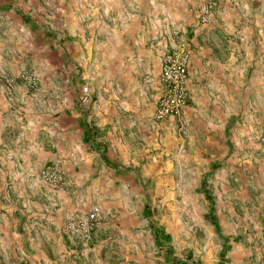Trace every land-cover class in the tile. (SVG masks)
Listing matches in <instances>:
<instances>
[{"label": "crops", "instance_id": "0c3cea01", "mask_svg": "<svg viewBox=\"0 0 264 264\" xmlns=\"http://www.w3.org/2000/svg\"><path fill=\"white\" fill-rule=\"evenodd\" d=\"M202 1L0 0V68L13 76L33 73L35 59L46 69L50 89L64 68L70 36L81 37L79 45L86 34L111 36L98 43L100 74L84 82L91 85L90 103L79 104L69 88L62 100L53 92L46 112L36 115L33 89L20 80L13 89L0 86V264H34L33 253L25 250L28 241L33 247L34 226L50 235L68 211L95 205L101 217L96 227L106 229L108 215L133 226L135 205L143 211L139 184L144 175L149 179L133 167L162 161L173 151L180 179L187 143L198 162L221 164L220 175L211 168L212 177L235 175L241 186L250 179L264 187V13L248 28L238 24L240 13L232 22L233 13L221 11L219 3L201 24ZM252 1L264 4L241 0ZM177 49L190 54L188 100L179 118L156 124L160 60ZM45 163L61 168L60 186L38 177ZM18 180L26 186L19 188ZM260 198L264 204V194ZM261 206L254 221L264 227ZM217 207H209L216 220ZM228 215L240 219L233 207Z\"/></svg>", "mask_w": 264, "mask_h": 264}, {"label": "rangeland", "instance_id": "374dc122", "mask_svg": "<svg viewBox=\"0 0 264 264\" xmlns=\"http://www.w3.org/2000/svg\"><path fill=\"white\" fill-rule=\"evenodd\" d=\"M219 3L221 11L233 13L232 22L237 18L236 13H240L238 24L248 28L254 29L255 16L264 13V4H256L254 1L243 3L241 0H216L215 9ZM106 24L109 25V22L106 21ZM255 31L253 30V34ZM78 38L81 39L77 36L69 37L70 46L63 54L64 68L57 72L56 89L49 88V80L43 73L46 69H40L35 59L33 73L25 71L13 76L0 68L14 79L12 88L0 86L13 89L20 80L30 90L33 89V110L36 115L46 112V99L51 98L53 92L59 94L56 100H62L69 88L73 89L79 104L92 102L91 85L84 82L91 81L100 74L104 58L103 48L98 43L107 42L111 36L100 34L93 37L86 34L83 37L85 44L80 45L77 44ZM91 40L97 42L93 44ZM118 44L123 46L120 42ZM22 74L33 75V87L21 78ZM84 86L89 89L85 95L82 94ZM172 154L173 151L162 161L151 160L133 167L140 175L142 171L148 174L149 179L146 180L147 175H144L145 181L139 184L138 192H143V208H149L150 218L144 217L143 211L135 205L133 226H121L119 220L114 221V217L108 215L104 220L107 228L95 227L88 240L67 236L62 231V223L55 229H49L50 235L45 232L44 227L35 225L32 235L33 247L29 241L25 247L27 254L33 253L34 264H183L186 260L188 264H217L221 252L224 253L225 264H264V227L258 226L259 223L254 221L256 207H264L260 198V195L264 194V187L258 186V181L250 179H243L244 186H241L239 178L235 175L232 179L226 176L212 177L211 164L198 162L195 159L196 149L189 143L182 148L179 179L178 166L173 163ZM191 155L193 157L189 158ZM201 158L206 160L205 154ZM48 164L50 163L39 165L37 172L40 173V169ZM219 165L221 167V164ZM56 166L61 171V168ZM220 167L215 172L216 175H220ZM38 177L40 178L39 174ZM63 181L62 173L61 183L52 186H60ZM202 182L213 196L212 204L218 206V230L205 218L206 214H212L209 213L211 204L201 189ZM18 183L17 186L21 189L26 186L21 180H18ZM2 185L0 182V186ZM9 186L13 187V184L7 181L6 187ZM138 197L139 194L135 200ZM231 207L240 219L230 218L228 211ZM92 208L98 207L94 205L90 207ZM159 227H163L171 237L170 242H162L161 246L157 244L152 233L153 228ZM238 247L241 248L237 249ZM178 260L181 262L177 263Z\"/></svg>", "mask_w": 264, "mask_h": 264}, {"label": "built area", "instance_id": "2783aa9c", "mask_svg": "<svg viewBox=\"0 0 264 264\" xmlns=\"http://www.w3.org/2000/svg\"><path fill=\"white\" fill-rule=\"evenodd\" d=\"M216 0H203L198 8V20L201 24L210 21L215 9ZM189 51L185 49L169 50L160 60L159 80L163 90L158 97L154 109V120L165 121L169 118H179L183 107L188 100L187 77ZM21 78L33 87V75L22 74ZM0 85L12 88L14 79L6 71L0 70ZM89 91L87 86L82 88V94ZM42 181L59 185L62 181V172L54 164L45 165L39 173ZM100 219L98 208H92L87 212H67L63 216L62 231L69 237L90 239L97 222Z\"/></svg>", "mask_w": 264, "mask_h": 264}, {"label": "trees", "instance_id": "16d2710c", "mask_svg": "<svg viewBox=\"0 0 264 264\" xmlns=\"http://www.w3.org/2000/svg\"><path fill=\"white\" fill-rule=\"evenodd\" d=\"M219 167V164L218 163H214L212 165V169L215 170L216 168ZM201 189L202 191L204 192L205 194V198L209 201V203L212 205V202H213V196L211 195V193L207 190L206 188V185L204 182L201 183ZM210 214H212L210 211H209ZM143 215L144 217H147V218H150L151 217V213H150V210L147 206H145L143 208ZM205 218L210 222L212 223L216 230H218V223H217V220H216V217L214 215H208L206 214L205 215ZM152 233H153V237L155 239V241L157 242V244H159V246H161L162 242H165V243H168L170 242V235L168 233L165 232L164 228L163 227H159V228H153L152 230ZM168 252H170V249H168ZM178 262H181V260H178ZM225 259H224V253L221 252L220 253V261L217 263V264H225ZM183 264H188V260L186 261H183L182 262Z\"/></svg>", "mask_w": 264, "mask_h": 264}]
</instances>
